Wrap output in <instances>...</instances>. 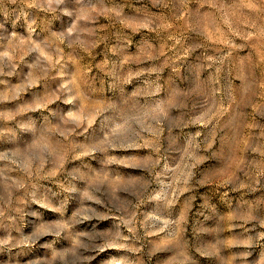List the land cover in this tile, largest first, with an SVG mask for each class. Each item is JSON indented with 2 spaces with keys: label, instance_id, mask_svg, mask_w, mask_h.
Returning a JSON list of instances; mask_svg holds the SVG:
<instances>
[{
  "label": "rangeland",
  "instance_id": "374dc122",
  "mask_svg": "<svg viewBox=\"0 0 264 264\" xmlns=\"http://www.w3.org/2000/svg\"><path fill=\"white\" fill-rule=\"evenodd\" d=\"M78 216L90 264H264V0H0V264Z\"/></svg>",
  "mask_w": 264,
  "mask_h": 264
},
{
  "label": "clouds",
  "instance_id": "9594fccd",
  "mask_svg": "<svg viewBox=\"0 0 264 264\" xmlns=\"http://www.w3.org/2000/svg\"><path fill=\"white\" fill-rule=\"evenodd\" d=\"M154 124L156 126V134L160 133V128L165 126L166 122L169 120V114L166 111L157 112L154 116ZM119 142L109 136V138L105 141V145L107 147H112ZM98 192L100 195V199L105 203L108 202V196L113 189V181L110 178H105L103 183L99 184ZM69 197L71 199L78 200L79 193L70 192ZM99 220L98 217H76L74 220H66L61 228H53L52 234L56 237H59L65 241L67 244L69 241L70 244V252H65L63 254L57 253V258L61 261H64L66 257L71 255L73 257L72 264H90L91 253L93 251L99 250L103 251L105 246L108 247H116L122 245H116L111 242H107V238H103L100 236H96L95 240L92 242V246H89V238L92 237L96 233H100L105 231L99 227V223L92 224L90 228H81L80 224L89 223L91 224L92 220ZM101 239L106 240V244L101 245L99 241Z\"/></svg>",
  "mask_w": 264,
  "mask_h": 264
}]
</instances>
